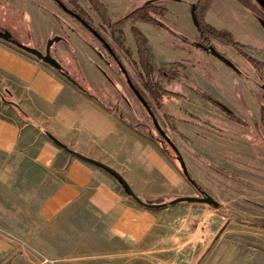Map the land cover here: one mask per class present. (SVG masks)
Segmentation results:
<instances>
[{
    "label": "crops",
    "instance_id": "1",
    "mask_svg": "<svg viewBox=\"0 0 264 264\" xmlns=\"http://www.w3.org/2000/svg\"><path fill=\"white\" fill-rule=\"evenodd\" d=\"M217 6L238 16L249 36L236 38L264 59L256 20L233 0ZM173 163L116 110L0 39V264H39V253L67 264L78 250L140 241L157 209L136 202L118 175L144 201L186 195Z\"/></svg>",
    "mask_w": 264,
    "mask_h": 264
},
{
    "label": "flooded vegetation",
    "instance_id": "2",
    "mask_svg": "<svg viewBox=\"0 0 264 264\" xmlns=\"http://www.w3.org/2000/svg\"><path fill=\"white\" fill-rule=\"evenodd\" d=\"M205 1L0 0V31L49 54L57 61L60 73L116 110L164 151L174 152L180 165L190 167L188 151L197 152L196 157L206 164L199 168L200 175L206 174L207 168L240 181L244 180L242 176L223 170L220 160L207 155L221 157L220 151L224 150L230 153L228 156L239 158L237 161L241 160L238 162L246 170H252L254 162L264 167V153L258 150L264 146V59L253 55L236 38L240 32L248 37L247 28L239 25L237 31L229 30L206 20L209 9L219 0H210L204 21L228 33L230 39L205 32L195 13L197 4ZM233 1L256 20L264 33V7L258 0H247L250 6ZM174 5L184 9L186 19L193 25L192 36L173 28L169 15ZM232 16L237 20L235 13ZM143 26L165 33L166 41H151ZM82 31L87 32L85 36ZM54 37L59 40L48 45ZM229 45L248 62L250 74L234 60ZM261 47L264 51L263 43ZM72 59L77 63L74 70H69ZM94 89L99 90V95ZM254 91L261 92L263 99L254 98L257 109L250 98ZM187 175L189 178L183 174L193 185L189 172ZM197 189L201 197L207 195L201 187Z\"/></svg>",
    "mask_w": 264,
    "mask_h": 264
},
{
    "label": "rangeland",
    "instance_id": "3",
    "mask_svg": "<svg viewBox=\"0 0 264 264\" xmlns=\"http://www.w3.org/2000/svg\"><path fill=\"white\" fill-rule=\"evenodd\" d=\"M213 8L208 11L207 21L220 26L222 22L227 21L225 23L232 24L228 27L230 30H236L235 26L241 24H238L239 21L231 14L230 19L220 16L221 8L218 6L217 12H213ZM169 18L176 31L192 36L190 31L193 30V25L186 19L184 9H181L180 5L171 8ZM143 29L151 41L156 43L166 41L165 33L147 26H143ZM57 30L59 33L62 32L61 29ZM85 33L87 32L82 31L83 36L86 35ZM237 35L240 39L243 38L241 32ZM214 42L222 49L219 41L214 40ZM229 48L232 49L231 46ZM232 53L238 65L250 74L252 70L248 62L237 56L233 49ZM71 62L73 64L68 65L69 70H74L77 62L74 59ZM76 70H79V67ZM252 88L257 89L255 86ZM94 91L99 95L98 89ZM252 94L254 95H250V98H253L252 103L257 109L254 98L263 101L262 95L261 92L255 91ZM178 143L181 147L180 140ZM258 150L264 153V146ZM165 153L171 157L174 166L183 174L175 153L166 150ZM180 154L182 156V153ZM214 154L209 153L207 156L210 159L220 160L223 170L242 176L244 180L236 181L228 178L227 175L219 176L207 168H205L206 174L200 175L199 168L206 164L196 157L197 152L188 151L187 162L190 167L185 163L186 171L188 170L193 185L189 182L186 195L201 197L197 191L198 186L204 189L207 196L214 199L216 205L206 202L175 204L167 202L178 195L157 200L155 202H167V204L156 208V225L140 241H127L109 249L97 246L91 255H84L83 249L78 250L75 262L67 264H264V167H258L254 162L253 165L251 164L252 170H246L239 164L241 160L237 161L239 158L228 156L230 154L228 151L221 150V157ZM36 256L41 257L39 264H65L59 258L55 259L40 253Z\"/></svg>",
    "mask_w": 264,
    "mask_h": 264
},
{
    "label": "water",
    "instance_id": "4",
    "mask_svg": "<svg viewBox=\"0 0 264 264\" xmlns=\"http://www.w3.org/2000/svg\"><path fill=\"white\" fill-rule=\"evenodd\" d=\"M258 2L264 7V0H258ZM192 17L194 19V21L196 22V17H195V14H194V9L192 8ZM197 23V22H196ZM0 39L6 41V42H9L11 43L12 45L18 47L19 49L35 56L36 58L40 59L41 61L47 63L48 65L52 66L54 69L58 70L59 68V65L57 63V61L52 58L49 54H43L42 52H40L39 50L33 48V47H30V46H27L25 44H22L21 42L11 38V35L7 32H1L0 31ZM59 40V37H54L52 40H49L48 41V45L51 44L53 41H57ZM211 51L216 54L217 56H219L223 61H225L228 65H230L231 67L235 68V65L230 61L228 60L227 58L223 57L222 55L216 53L214 51V48L213 47H210ZM59 71V70H58ZM67 79H69L71 82H73L69 77L66 76ZM6 93H7V90H5ZM1 99H4V97L2 96ZM181 168H182V172L183 174L187 177V173H186V168H185V165L184 164H181ZM118 175V174H117ZM119 179L122 181V183L125 185L126 187V190L129 192L130 196L136 201L138 202L139 204L143 205V206H146V207H150V208H160V207H163V206H166L167 202H169V204H175V203H179V202H206L210 205H216V202L214 201L213 198H211L210 196H204V197H197V196H177V197H174L173 199H170L169 201L167 202H162V203H157V202H148V201H144L142 199H140L130 188L129 186L127 185V183L123 180V178L118 175Z\"/></svg>",
    "mask_w": 264,
    "mask_h": 264
},
{
    "label": "trees",
    "instance_id": "5",
    "mask_svg": "<svg viewBox=\"0 0 264 264\" xmlns=\"http://www.w3.org/2000/svg\"><path fill=\"white\" fill-rule=\"evenodd\" d=\"M240 2H242L243 4H245L246 6H250L251 4L248 3L247 0H239ZM209 2L210 0H206L204 3L199 2V4H197L196 8H195V13H196V17L199 21L200 26L202 27V29L205 32H208L211 35H214L215 37H220L222 39L225 40H229V34L225 33V32H220L215 30L214 28H212L211 26H209L207 23H205L204 21V13L208 10L209 8ZM251 10H255V8H249Z\"/></svg>",
    "mask_w": 264,
    "mask_h": 264
}]
</instances>
